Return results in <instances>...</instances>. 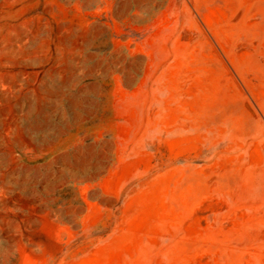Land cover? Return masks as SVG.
Here are the masks:
<instances>
[{"label": "rangeland", "instance_id": "1", "mask_svg": "<svg viewBox=\"0 0 264 264\" xmlns=\"http://www.w3.org/2000/svg\"><path fill=\"white\" fill-rule=\"evenodd\" d=\"M0 264H264V0H0Z\"/></svg>", "mask_w": 264, "mask_h": 264}, {"label": "crops", "instance_id": "2", "mask_svg": "<svg viewBox=\"0 0 264 264\" xmlns=\"http://www.w3.org/2000/svg\"><path fill=\"white\" fill-rule=\"evenodd\" d=\"M151 65L152 59L147 57L142 76L138 81L132 84L123 83L120 86L118 82V74H114L112 76L114 80L112 83V95L114 97L112 105L114 111V114L112 116L114 117V122L112 124V161L106 167V170L100 174L102 180L99 183L100 193L104 201L116 198L124 180L135 173V171L133 170L130 172L126 171L127 164H129L135 158H133L132 156L126 157L122 154L123 148L127 143L121 138V135L123 129L130 130L135 126L134 114L136 109L132 104L131 97L137 95L142 90L143 79L147 76ZM120 91L126 93L127 99H129L128 107L130 109V115L128 114L124 117H120V114L118 113L116 94ZM104 140L105 138L101 135L100 138L96 140V144H101L104 142ZM143 153L146 157L150 156V152L147 149L143 150ZM113 177H116L115 181H112Z\"/></svg>", "mask_w": 264, "mask_h": 264}, {"label": "trees", "instance_id": "3", "mask_svg": "<svg viewBox=\"0 0 264 264\" xmlns=\"http://www.w3.org/2000/svg\"><path fill=\"white\" fill-rule=\"evenodd\" d=\"M125 198H126V194H122V196H121V200H120V204L124 202ZM110 232H111V228H109V229H103V228H102V229H101V227H100V229H96V230H94L91 234H92V236H94V237H96V238H104V237H106Z\"/></svg>", "mask_w": 264, "mask_h": 264}]
</instances>
